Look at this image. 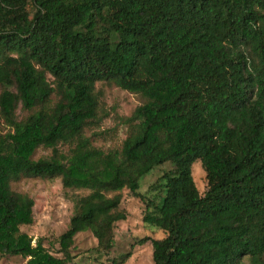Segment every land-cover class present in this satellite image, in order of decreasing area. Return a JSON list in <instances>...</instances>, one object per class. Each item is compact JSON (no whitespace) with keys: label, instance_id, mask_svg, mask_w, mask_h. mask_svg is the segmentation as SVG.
<instances>
[{"label":"trees","instance_id":"16d2710c","mask_svg":"<svg viewBox=\"0 0 264 264\" xmlns=\"http://www.w3.org/2000/svg\"><path fill=\"white\" fill-rule=\"evenodd\" d=\"M105 80L145 100L120 151L85 135ZM0 87L13 127L0 137V261L79 264L71 249L87 231L112 249L127 218L121 192L140 197V180L171 162L154 264H264V0H0ZM19 104L32 111L22 121ZM63 143L74 146L68 157L57 154ZM42 146L55 155L33 159ZM22 177L90 191L59 238L64 257L21 230L35 205L12 188Z\"/></svg>","mask_w":264,"mask_h":264},{"label":"rangeland","instance_id":"374dc122","mask_svg":"<svg viewBox=\"0 0 264 264\" xmlns=\"http://www.w3.org/2000/svg\"><path fill=\"white\" fill-rule=\"evenodd\" d=\"M32 9V7H30ZM53 81L52 76H49ZM2 88L0 87V94ZM96 92L99 95L97 118L86 128L85 135L92 144L106 152L121 150L124 141L131 134L134 123L129 121L135 110L144 103V98L136 93L123 90L111 81H98ZM59 100L53 95V104ZM32 111L19 104L16 119L25 120ZM13 127L0 117V137L12 132ZM72 144H60L58 155L69 156ZM53 149L40 147L33 159L52 158ZM174 168V164L166 162L157 166L152 172L140 180V197L130 195L124 189L120 208L126 212L127 218L114 225V246L110 250L99 247L98 239L91 231L78 233L71 249L72 263L79 264H154L152 239L164 236L162 219L156 211L165 195V182L162 176ZM195 183L205 194L208 180L202 164L194 166ZM14 191L27 194L34 199V222L22 226L21 230L34 239H42L46 248L57 256L64 257L60 251L59 238L65 233L75 213V202L90 193L89 190L66 189L61 178L22 177L12 182ZM113 196L114 194H110ZM22 256L5 255L0 264H27ZM236 264H252L249 257H244Z\"/></svg>","mask_w":264,"mask_h":264}]
</instances>
